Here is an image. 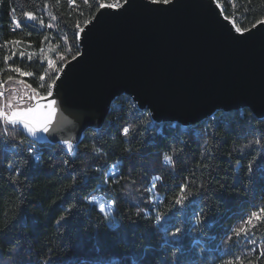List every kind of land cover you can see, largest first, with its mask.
<instances>
[{
    "label": "trees",
    "instance_id": "obj_1",
    "mask_svg": "<svg viewBox=\"0 0 264 264\" xmlns=\"http://www.w3.org/2000/svg\"><path fill=\"white\" fill-rule=\"evenodd\" d=\"M217 1L237 27L264 20V0ZM45 10L53 28L24 17ZM96 11V0H0V80L22 79L43 95L54 80L39 85L45 63L20 57L12 44L39 48L54 35L70 56L75 25ZM15 69L31 75L21 78ZM117 101L103 125L71 150L0 127V257L13 264H264V168L249 171L264 160V119L248 110L219 111L181 129L150 125L127 97ZM164 153L170 165L162 163ZM109 176L115 180L105 185ZM149 184L158 197L151 204ZM95 193L115 201L113 224L85 202ZM180 195L186 206L174 203ZM155 217L164 218L159 227ZM177 226L183 231L173 236Z\"/></svg>",
    "mask_w": 264,
    "mask_h": 264
},
{
    "label": "water",
    "instance_id": "obj_2",
    "mask_svg": "<svg viewBox=\"0 0 264 264\" xmlns=\"http://www.w3.org/2000/svg\"><path fill=\"white\" fill-rule=\"evenodd\" d=\"M159 7L131 0L118 13L97 9L94 15L106 14L86 38L80 62L68 66L54 97L29 104L46 111L55 98L54 122L63 129L59 135L38 132L36 141L66 139L76 147L86 131L103 125L112 100L121 96L150 109L156 123L191 126L238 110L264 119V27L234 38L217 0Z\"/></svg>",
    "mask_w": 264,
    "mask_h": 264
},
{
    "label": "snow or ice",
    "instance_id": "obj_3",
    "mask_svg": "<svg viewBox=\"0 0 264 264\" xmlns=\"http://www.w3.org/2000/svg\"><path fill=\"white\" fill-rule=\"evenodd\" d=\"M131 0H96V7L98 10H113L110 13H118L120 9H125L129 6ZM145 4L148 6L159 5L160 10L166 9L164 6L168 5H175V0H145ZM12 12L16 10L13 8L11 9ZM106 14L104 11H99L97 15L90 16L88 19L84 20L82 23H78L75 25V29L72 33L73 41H75V51L74 53L70 54V56H65L63 59L59 60L55 63V69H62L60 71L50 70V76L54 78V81L51 83L50 92L47 93L48 97H54V93L59 83H62L61 77L66 75V69L70 64L73 62H80L81 58L85 55L83 48L85 46V40L88 38L89 33L93 31L96 25L100 22V17ZM24 17L28 20H36L37 17L32 12H24ZM221 20L227 21L228 30L232 33L233 37L236 39H242L246 36H251L253 34L252 28L259 29L264 27V20H257L253 25L252 28L242 29L240 27L234 26V22L228 20V17L223 16L221 14ZM12 22L15 23L18 27L21 25V21L16 19L14 16L11 17ZM42 23V22H41ZM247 33V35H245ZM70 57V59H69ZM47 63V62H46ZM15 71L19 72V69H15ZM26 76H30L31 73H23ZM118 101L117 99L112 100V104H116ZM128 103H131L130 101ZM123 102H121L122 106ZM140 107L139 102L135 105V108L138 110ZM58 108L57 100L52 98L50 103L47 104V110H43V106L39 103L35 105H26L23 108H20L13 104H6L3 107H0V127H3L5 132L9 130V126H11L12 130H15L17 127L21 129L24 133L27 134L29 137H35L38 132L49 133V134H56L59 135L62 132V126L56 124L55 115L56 109ZM143 115V113H142ZM152 112L150 109H147V115L145 116V121L147 122L148 118L151 117ZM129 129L124 127L122 129V134H127ZM23 140H20L19 143L23 144ZM62 145H65L68 150H71L73 145L69 140H60L59 141ZM207 143V141H205ZM255 144L260 145L261 140L256 139L254 141ZM29 153L32 151V146L29 145L28 148ZM264 156V153L260 157ZM165 159H169V157H165ZM259 160V159H258ZM254 161L249 165V171H254L256 168H264V160H259V162ZM11 167V166H9ZM99 172L100 169H97ZM71 175V173H69ZM159 179V177H158ZM109 180H115V177L109 176L107 180L104 181V184L107 185ZM156 186L153 184L150 186L149 191H151ZM181 192H184V187H181ZM86 203H89L87 199H85ZM148 203H155V201L149 200ZM174 203L176 205L186 206L185 205V195L178 196ZM115 206V201L111 207ZM106 205L100 204L98 208V212L103 216L107 213L105 212ZM151 209H148V213H151ZM146 213V215L148 214ZM174 214V213H173ZM139 215V214H138ZM197 215H200L198 213ZM168 216V215H166ZM66 217L62 214L59 219L63 220ZM166 218V217H165ZM164 218L155 217V226L159 227L162 223ZM183 231L181 226H177L173 236L179 234ZM135 264V262H134ZM172 264H177V261L173 260Z\"/></svg>",
    "mask_w": 264,
    "mask_h": 264
},
{
    "label": "rangeland",
    "instance_id": "obj_4",
    "mask_svg": "<svg viewBox=\"0 0 264 264\" xmlns=\"http://www.w3.org/2000/svg\"><path fill=\"white\" fill-rule=\"evenodd\" d=\"M37 17L35 21L39 23L40 25H45L53 28L54 27V17L45 10L43 14L35 15ZM42 22V23H41ZM53 34V33H52ZM53 39H55L54 35L49 38L48 40H45L41 47L36 48L29 44H12V48L17 52V54L20 57L26 58V59H39L40 61L44 62L46 65V71L45 73L38 79L39 85L44 86L46 81L50 78V70L57 69L54 68L55 63L59 60L63 59L65 56L69 54V50L64 48V40L62 38V41L60 43L54 42ZM47 62V63H46ZM17 72V71H16ZM23 73H28L25 71H19L17 74L20 75V77H25ZM36 90H34L32 87H30L27 82H25L22 79L19 80H11L7 83H3L0 80V107H3L6 104H13L20 108L25 107L26 105H29L33 102L35 97H40ZM152 184L147 185V190L149 191V188ZM153 193V189L149 191L148 195L149 200H156L158 197ZM92 203H95L98 208L100 204L106 205L105 212L107 213L105 216L107 217V220L110 224H113V217L112 212L113 208L111 205L113 204L112 201L105 199L104 195L99 194H93L91 198ZM263 213V210H259L257 212L256 216L258 214ZM250 221V218H246L244 221L237 224L236 230H241L245 226V222ZM0 264H13L11 259L0 257Z\"/></svg>",
    "mask_w": 264,
    "mask_h": 264
},
{
    "label": "built area",
    "instance_id": "obj_5",
    "mask_svg": "<svg viewBox=\"0 0 264 264\" xmlns=\"http://www.w3.org/2000/svg\"><path fill=\"white\" fill-rule=\"evenodd\" d=\"M231 19V18H230ZM232 20V19H231ZM233 21V20H232ZM61 69H57V72L58 71H60ZM54 81V80H53ZM52 81V82H53ZM51 82V83H52ZM51 83L48 85V88H47V91L43 94V95H41V96H45V95H47V93L48 92H50V89H51ZM125 97H127V99L131 102L130 103V105H131V107H134L135 108V105H136V103L133 101V99L131 98V97H129V96H125ZM144 111V110H143ZM144 113L147 115V111H144ZM212 117H214V115H212L210 118H212ZM209 118V119H210ZM150 125H152V124H154V123H156L155 121H153L152 120V118L151 117H149V122H148ZM157 124H162V123H157ZM180 126V128L181 129H186L187 127H189V126H183V125H179ZM161 128V126H159V129ZM169 157V159H165V157ZM162 163L164 164V165H170L171 164V156H170V154H168V153H164L163 154V156H162ZM114 172H115V164H111L109 167H108V169H107V174L108 175H113L114 174ZM91 198H92V196H90L89 197V201L90 202H92L91 201Z\"/></svg>",
    "mask_w": 264,
    "mask_h": 264
}]
</instances>
